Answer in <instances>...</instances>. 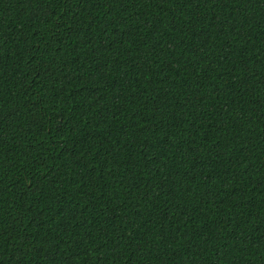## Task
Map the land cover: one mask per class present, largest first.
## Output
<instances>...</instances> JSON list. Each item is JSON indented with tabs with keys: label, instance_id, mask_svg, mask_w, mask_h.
Returning a JSON list of instances; mask_svg holds the SVG:
<instances>
[{
	"label": "trees",
	"instance_id": "trees-1",
	"mask_svg": "<svg viewBox=\"0 0 264 264\" xmlns=\"http://www.w3.org/2000/svg\"><path fill=\"white\" fill-rule=\"evenodd\" d=\"M0 264H264V0H0Z\"/></svg>",
	"mask_w": 264,
	"mask_h": 264
}]
</instances>
